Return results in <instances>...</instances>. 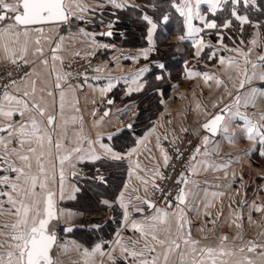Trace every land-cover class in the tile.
Segmentation results:
<instances>
[{
	"label": "crops",
	"instance_id": "0c3cea01",
	"mask_svg": "<svg viewBox=\"0 0 264 264\" xmlns=\"http://www.w3.org/2000/svg\"><path fill=\"white\" fill-rule=\"evenodd\" d=\"M116 2L123 7H116L110 0H76V3L86 9L81 11L76 3L70 4L69 8L73 14L69 16L67 22L43 26L45 35L41 38L40 45L44 49L43 56L34 55L35 35L27 38L23 35L16 37L14 33L21 31L20 29L0 34V66L13 64L11 62L13 59H16V62L27 60L31 66L29 73L17 81L15 86H12V83L8 86L9 93L19 94L16 92L17 88L20 93L25 89L31 91L32 80L37 81V99L41 95V88L54 92V96H47L45 92L43 101L48 112L56 116L53 140L60 141L62 145L60 149L53 147L51 156L45 157V167L50 174L53 172V165L55 166V182L50 181L48 184V188L54 192V211L57 215L49 224L50 229L56 234V243L51 252L54 264H139L141 259H151L158 254L160 258L157 264H165L163 249L151 239V235L165 240L176 237L178 218L172 213L176 211L177 202L172 208L155 207L169 214L163 223L160 219H149L158 215L154 208H147L146 214L136 220L129 219L124 209L129 204L139 207L141 203L151 199V188L166 164L168 148L179 133L185 130L201 134V142L197 147L200 152L199 154L195 152V160L192 159L190 168L183 175V181L186 183L182 182L181 187L186 196V203L180 205L187 220L184 226L185 234L190 231L191 239L199 241L201 247H217L220 238L226 236L228 239L225 243L228 248L235 250L245 247L243 255L253 259L254 264H264V260L259 256L264 247H258L252 253L247 252L248 241L264 246V156L260 155V151L264 149L259 144V137L256 140L247 139L244 122L239 119L233 121L228 128L229 135L233 136L231 142L223 139L221 135L211 136L201 130L202 123L215 113H219L225 105H231L230 112L225 111L226 117L239 110L252 123L264 124V120H261V116L264 115V97L257 94L255 103L246 108L240 106L238 109L235 104L237 95L241 97L249 95L253 88L257 89L258 93L264 92V80L259 78L264 74V60L259 59L264 56V48L259 42V32L254 29L246 41L231 44L224 43L221 40L224 33H218L214 29H205L195 38L181 40L180 37L187 32L184 17L181 16L184 33L170 36V39L176 41L179 47L184 41L190 42L193 46V55L183 62L181 81H173L168 96L161 97V108L156 112L150 125L138 131L139 126H133L135 117L127 125L120 121L119 114L126 109L136 115L137 102L132 96L143 89L147 74L153 67L160 71L164 70L158 66L163 64L162 62L150 60L154 52L156 28L152 32L151 41L146 34V46L123 47L100 39L101 29L91 28L93 24L91 18L105 8L115 13L127 6H133L143 8L142 17L147 16L153 21L144 8L154 9L155 5L137 0ZM174 2L179 3L180 0H172L171 6ZM227 4L231 5L222 4L217 12ZM200 12L207 20H215L211 17L213 14L208 11L207 4L200 5ZM8 23L9 21H5L0 26H6ZM192 23L195 27L203 26L199 20H193ZM108 25V22L103 25L102 32L104 27L108 29ZM150 27L149 24L148 29ZM239 34L237 37L241 36ZM213 35L217 40H214ZM26 39L29 41L28 51L24 52L22 49ZM194 39L203 40L204 46L199 56L196 55L198 49L194 45ZM57 45L60 46L56 52L59 59L52 61L50 49ZM104 45L107 47H103ZM80 55L93 57L94 70L91 76L73 86L68 83L63 63ZM21 56L23 59H20ZM44 59L48 60L47 66L41 63ZM253 64L257 66L254 68ZM53 67L55 72L50 74ZM142 69L147 71L141 73ZM205 73L208 74L207 79ZM57 74L64 77L60 81L61 89L54 88ZM158 76L162 77L160 73L156 78ZM241 81L244 82L243 88L240 87ZM109 84L112 88L102 91ZM61 90L65 92L63 112L60 109ZM158 94L161 95L160 89ZM110 99L113 102L108 104ZM101 104L107 106L104 111L99 110ZM20 120V115H15L11 120L0 117V126ZM127 129L129 131H126ZM128 135H132L133 139L129 145L128 141L124 142ZM204 136L209 137L207 145L202 143ZM0 137L6 138L7 134L0 132ZM101 144L108 145L123 158L112 159ZM31 146L37 147L35 142H32ZM6 147L9 150L26 151L29 144L25 143L22 148L17 141ZM4 148L5 145L0 144V155L4 154ZM75 148H80L81 151L76 153L73 151ZM47 150L48 145L45 141V152ZM93 152L101 159L93 162L91 159ZM65 155L70 156V159L61 165L59 157ZM7 159L17 167L24 166V162L15 155H9ZM31 163V172L37 173L34 155ZM61 168L64 176L62 191ZM25 171L29 169L25 168ZM3 175H10L14 180L16 174L0 173V176ZM99 177H103V182L98 180ZM85 179H95L102 185L95 204L98 205L97 208L106 209L111 214L107 226L95 229V234L104 241V245H100L97 252L92 251L97 245L93 244L92 238L89 240L88 235L79 237L76 233L72 234L73 231L66 233L65 236L58 233L59 225L69 226L78 222L81 211L74 209L71 203L76 200L80 191L78 183ZM15 182L26 187L22 180ZM0 190L11 193L17 201L25 199V202H31V197L17 195L10 188ZM213 192L223 195L213 196ZM45 197L46 191L37 189L35 199L40 201L41 210ZM0 200L5 201L0 208V254H3L10 250L8 246L12 243L13 233L11 225L18 217L11 214L15 209L7 203V197L0 196ZM81 205L89 204H83L82 201ZM254 205L262 210L255 211ZM133 222L144 229L143 235L132 227ZM148 225H152L154 230H150ZM145 245L156 247L157 252L148 253ZM123 249L135 250L138 253L143 251L144 255L132 257ZM86 251L91 255H85ZM171 260L179 264L177 257H170Z\"/></svg>",
	"mask_w": 264,
	"mask_h": 264
},
{
	"label": "snow or ice",
	"instance_id": "6c2138e0",
	"mask_svg": "<svg viewBox=\"0 0 264 264\" xmlns=\"http://www.w3.org/2000/svg\"><path fill=\"white\" fill-rule=\"evenodd\" d=\"M112 4L116 7H123L122 4L116 2V0H110ZM76 3V0H0V25H3L5 21H9L6 26H0V34L8 32L12 29H20L21 31H16L14 34L16 37L23 35L24 37H30L32 35L36 36L35 39V54L43 56L44 49L41 47V38L45 35L44 25L55 24L58 22H67L69 16L73 13L70 11L69 5ZM231 3L232 11L231 16L238 20L241 25L248 23V17L239 15L236 11V6L243 4L247 7L249 4H255V0H180L179 3H173L172 7L184 17V24L187 28V32L180 37L181 40L187 39L188 37L197 36L199 33L203 32L205 29H217L220 27L215 20H207L204 15L200 12V5L207 4L208 11L213 15L221 8L222 4ZM76 6L80 8L81 11H84L78 3ZM79 18V17H77ZM144 20L151 25L148 29L149 41H151L152 32L156 28V24L147 17H143ZM165 21L168 20L167 16L163 18ZM193 20H199L202 22V27H195L193 25ZM231 21H228L222 25L223 28L230 27ZM109 32L107 35H111ZM222 40V38H221ZM255 43V41H253ZM29 41L26 39L22 51H28ZM194 45L197 47L196 55L199 56L203 50V40H195ZM59 45L55 48H51L52 52L51 59L56 61L59 57L56 55ZM103 47H107L104 45ZM234 51H239L238 49H233ZM20 59H23L21 56ZM211 59V57H210ZM260 60H264V56L259 57ZM16 63V59L11 61ZM28 63L27 60L24 61ZM247 62V61H246ZM45 66L48 65V60L44 59L41 61ZM223 63V60H221ZM161 69L165 66L163 64L158 65ZM254 68L256 64L252 65ZM147 71V69H142L141 73ZM55 72L54 67L50 70V74ZM190 75L192 73H189ZM205 78H208V74H204ZM162 77L158 76L157 79ZM261 80H264V74H261L259 77ZM64 77L59 74L56 75V83L54 85L55 89H61L60 81ZM23 82V80H22ZM219 83V81H217ZM12 86L17 84L16 81H12ZM31 91L25 89L22 93L19 92V89H16V92L19 94H10L8 91V86H5L2 96H0V117H3L6 120H11L15 115H20L21 120L15 123H8L3 126H0V132L6 133L7 137H0V144L5 145L3 149V155H0V172L4 173H15V178L10 175L0 176V189L10 188L17 195L28 198L31 197V202H25V199L17 201L9 192L0 190V196L7 197V203L11 204L15 209L14 214L18 217L17 221L11 225L13 233L11 234L12 243L9 244V251L6 253L0 254V264H54L51 252L52 248L56 243V234L55 231L50 229L49 224L52 219H56L57 215L54 211L55 201H54V192L48 188L49 182H55V173L53 165V172L50 174L45 167V157L51 156V150L53 147L56 149L61 148V142L53 140L55 129H56V116L50 114L47 108L44 106V94L46 92L47 96H54V92L46 90L44 88L40 89V97H36V84L37 81H30ZM240 87H244V82L241 81ZM112 88V85L109 84L106 89L102 91H108ZM259 94L261 97H264V92H259L253 88L249 95L241 97L237 95L235 104L239 109L240 106L248 107L250 104L255 103L256 95ZM65 92L60 91V109L63 112L65 107ZM113 101L109 100L108 103ZM230 112L231 105H225L219 113L215 114L208 122L202 125L203 129L213 136L221 135L223 139L231 142L233 136L229 135L228 128L230 124L239 119L244 122V131L246 138L250 140H256L259 137V144L262 149H264V124H255L248 119L247 116L242 115L239 110L231 115L226 117L225 111ZM34 113V114H33ZM27 114V115H26ZM108 113H105L107 115ZM37 116L39 119H37ZM261 120H264V115L261 116ZM131 127V125H129ZM111 138V137H109ZM19 141L21 147L25 143L29 144V147L26 151H17L15 149L9 150L6 146L11 143ZM45 141L48 145V150L45 152ZM32 142H35L37 147H32ZM99 142V141H97ZM89 143H92L89 141ZM202 143L207 145L209 143V137L204 136ZM106 153L110 154L112 159L119 160L123 157L115 153L111 147L106 144L100 145ZM39 149V151H38ZM74 152L79 153L80 148L73 149ZM134 151V150H133ZM200 149L197 148L196 154H199ZM9 155H15L18 159L24 162L23 167H17L7 159ZM35 156L36 165L38 172L32 173V156ZM260 155L264 156V150L260 151ZM70 156L65 155L59 157L60 164L63 165L65 161H68ZM83 159V157H81ZM91 159L93 162L101 159L99 155L92 153ZM195 160V154L192 157ZM165 163H167V157H165ZM25 168L29 171H25ZM183 173L181 174V181H183ZM162 178V177H161ZM24 181L26 187H22L15 181ZM63 169L61 168L60 172V186L61 191L63 190ZM37 189L46 191V197L43 201L44 207L43 210L40 208V201L35 199L37 195ZM213 196L223 195V193L213 192ZM177 206L176 211L172 213L173 216L178 218L177 220V234L174 239L165 240L158 239L156 235H151V239L160 245L163 249L162 256L165 264H176L175 260L170 261V257H177L179 264H254L253 259L243 255L245 252V247H239L238 249H230L226 246L227 237L222 236L220 238V244L217 247L210 246H199V241L191 239L190 231L185 234L184 226L187 223L183 213L184 209L180 205L186 203V196L183 189L180 190L176 196ZM147 202V201H146ZM5 201L0 200V208L3 207ZM19 203V207L17 204ZM107 203V202H105ZM149 208H154L158 215L150 217L149 219L156 220L160 219L163 223L164 218L169 214L164 212L161 209H156L153 204L147 202ZM168 207H171V202H168ZM255 211H261L262 209L254 205ZM138 211H143V209H138ZM7 227V225H5ZM132 227L137 231H140L141 234H144V229L138 225L136 222H133ZM150 230H154L152 225H148ZM65 231H71L70 228ZM7 235V234H5ZM184 245L182 248L181 245ZM258 247H264L257 245L253 241H248L247 252H255ZM100 250V245H97L92 251L97 252ZM145 250L148 253H156V247H149L145 245ZM130 256L143 257L144 253L136 252L135 250L123 249ZM85 255H91V253L85 252ZM259 256L264 260V251L259 253ZM160 258V254L152 256L151 259L143 258L139 261V264H157V261Z\"/></svg>",
	"mask_w": 264,
	"mask_h": 264
},
{
	"label": "trees",
	"instance_id": "16d2710c",
	"mask_svg": "<svg viewBox=\"0 0 264 264\" xmlns=\"http://www.w3.org/2000/svg\"><path fill=\"white\" fill-rule=\"evenodd\" d=\"M140 2L148 1L155 5L154 9L144 8V11L149 15L156 24V31L154 36L155 46L154 52L150 56V60H157L163 63L164 70H159L153 67L146 77V84L143 89L133 95L132 98L136 100L138 112L133 115L135 122L133 126H139L140 131L150 125L156 112L161 108V97H167L173 81H181V75L184 71L183 62L186 58L193 55V46L190 42L184 41L181 46H177V42L170 39V36L181 35L184 33V26L181 16L171 6L170 0H137ZM238 14H243L248 17L249 22L241 25V33H238V20L231 16L232 6L227 4L215 15L211 17L217 21L220 26L228 21H231L230 27L226 28L222 41L226 44H231L234 41H240L237 34L243 36L244 40L250 33L256 29L259 32L261 47L264 48V0H256L255 4H249L245 7L242 3L236 6ZM143 8L127 6L124 9L118 10L115 13L109 8L103 9L101 12H96L92 16L93 24L91 28L101 29L100 39L107 40L105 32H102V27L108 22V30H112V37L110 41L116 45L130 48L144 47L147 44L146 34L148 29V22L142 17ZM164 16L168 20L163 19ZM238 26V27H237ZM88 27V26H87ZM234 28H237L236 30ZM230 34V36L228 35ZM214 40L216 36L213 35ZM233 39H232V38ZM160 73L161 79H157L156 75ZM161 90V95L158 90ZM132 118V119H133ZM126 131H129L128 129ZM137 132V131H136ZM127 145L131 144L132 135L125 137L124 142ZM93 168V167H92ZM2 173V172H0ZM80 191L75 201L71 203L72 207L77 210L96 209V197L99 195L101 184L95 179H85L78 183ZM98 194V195H97ZM89 204L88 206H82ZM145 203L139 205L143 206ZM91 205V206H90ZM136 207V205H135ZM77 236H84L86 233L81 229H74L72 234Z\"/></svg>",
	"mask_w": 264,
	"mask_h": 264
},
{
	"label": "built area",
	"instance_id": "2783aa9c",
	"mask_svg": "<svg viewBox=\"0 0 264 264\" xmlns=\"http://www.w3.org/2000/svg\"><path fill=\"white\" fill-rule=\"evenodd\" d=\"M103 31H108L107 27ZM107 41L111 42L110 39ZM94 61L92 56H77L65 60L63 69L67 74L68 83L76 86L85 78L91 76L94 70ZM30 64L24 61H18L15 64L0 66V96H2L5 86L11 85L12 81H19L24 78L30 71ZM105 104L99 105V110L106 109ZM133 118V114L129 110H122L119 119L122 123L127 124ZM201 142V134L194 133L189 130L181 131L177 138L168 148L167 163L163 167L160 174L156 177L155 183L151 188V199L155 207L172 208L176 204V196L181 190L182 182L181 174H185L191 166L192 157L195 154L199 143ZM162 177V178H161ZM171 202V207H168ZM147 206L144 204L135 207L129 204L125 207L124 213L131 220L140 219L146 214ZM143 209V211H138ZM111 220L109 211L103 208L87 209L81 212L78 222L72 224L74 229H81L87 235H90L94 245H104L103 239L95 234L94 225L102 227L107 226ZM68 225L61 224L58 226V233L65 236Z\"/></svg>",
	"mask_w": 264,
	"mask_h": 264
},
{
	"label": "water",
	"instance_id": "95a60500",
	"mask_svg": "<svg viewBox=\"0 0 264 264\" xmlns=\"http://www.w3.org/2000/svg\"><path fill=\"white\" fill-rule=\"evenodd\" d=\"M58 23H65V22H58ZM109 32L112 33V30L109 29L108 31H106L105 36H106L107 39H111V37H112V35H107V33H109ZM110 100L112 101V99H110ZM108 104H110V103H108ZM215 114H217V113H215ZM215 114H214V115H215ZM214 115H213V116H214ZM213 116H211V117L208 118L205 122H203L202 125H203L204 123L208 122V120L211 119ZM127 125H128V124H127ZM202 125H201V128H202L201 130L205 131V130L203 129ZM205 132H206L207 134L213 136L211 133H209V132H207V131H205ZM102 179H103V177H99V178H98V180H99L100 182H103ZM147 202H150L151 204H153V202L150 201V200H147ZM147 202L144 201L145 205L149 208ZM150 209H151V208H150ZM68 228H70L71 231H66L67 234H68V233H71V232L74 230V226H73V225H69V226H67V229H68ZM93 228H94V229H98V228H100V225H94Z\"/></svg>",
	"mask_w": 264,
	"mask_h": 264
},
{
	"label": "rangeland",
	"instance_id": "374dc122",
	"mask_svg": "<svg viewBox=\"0 0 264 264\" xmlns=\"http://www.w3.org/2000/svg\"><path fill=\"white\" fill-rule=\"evenodd\" d=\"M170 1L172 2V0H170ZM236 11H237V10H236ZM238 24H239V27H240V28L238 29V33H241V28H242V27H241V23L238 21ZM222 25H223V24H222ZM222 25H220V27H218L217 29H214V30H215L216 32H218V33H220V32H221V33H224L223 31H226V28H223ZM237 27H238V26H237ZM234 29L236 30L237 28H234ZM238 39H240V41H234V40H233L231 43H233V42H239V43H240V42H242V41H246V40H244L243 36H239ZM259 42H260V40H259ZM260 43H261V42H260ZM84 210H87V209H84ZM84 210H82V211H84ZM82 211H81V212H82ZM114 218H115V217H113V219H114ZM86 235H87V234H86ZM88 237L90 238L89 240H91V236L88 235Z\"/></svg>",
	"mask_w": 264,
	"mask_h": 264
}]
</instances>
